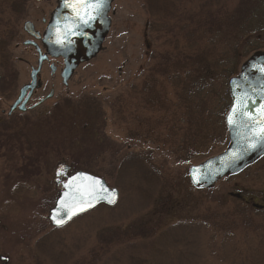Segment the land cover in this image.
Listing matches in <instances>:
<instances>
[{"label": "rangeland", "instance_id": "374dc122", "mask_svg": "<svg viewBox=\"0 0 264 264\" xmlns=\"http://www.w3.org/2000/svg\"><path fill=\"white\" fill-rule=\"evenodd\" d=\"M165 1L116 0L99 55L67 85L47 62L55 98L29 117L2 112L38 58L9 36L55 0H0V264H264V161L212 191L188 178L227 149L228 85L264 52V0ZM64 166L103 177L116 206L53 228Z\"/></svg>", "mask_w": 264, "mask_h": 264}, {"label": "water", "instance_id": "95a60500", "mask_svg": "<svg viewBox=\"0 0 264 264\" xmlns=\"http://www.w3.org/2000/svg\"><path fill=\"white\" fill-rule=\"evenodd\" d=\"M115 1L103 0V6L93 10L86 7V4L95 0H58L59 6L53 13L43 41L47 52L32 73L33 83L24 87L22 94L27 89H34L41 66L48 57L63 61L64 84L68 83L81 65L94 60L111 30L109 14ZM254 86L257 90L250 92L249 89ZM229 87L232 104L226 123L230 143L220 155L191 167V182L199 190L212 189L223 178L240 174L262 155L264 140L257 139L256 133L264 126V52L252 56L242 66L240 75L230 80ZM61 175H66V172L58 173V176ZM93 177L103 182L107 192L99 190V185L91 179ZM113 199L115 202L110 203ZM118 200L119 191L110 188L105 180L79 171L63 184V191L51 211L50 221L55 227H63L101 204L114 206ZM80 208L84 210L78 211ZM54 216L62 220V223L58 224Z\"/></svg>", "mask_w": 264, "mask_h": 264}, {"label": "flooded vegetation", "instance_id": "af4514ba", "mask_svg": "<svg viewBox=\"0 0 264 264\" xmlns=\"http://www.w3.org/2000/svg\"><path fill=\"white\" fill-rule=\"evenodd\" d=\"M58 6H59V2L58 0H55L54 10H35L33 11V13L29 17L24 16L23 20L21 19L19 23V27L16 28L17 31L13 30L12 32H10L11 36H9V40L11 41L12 39H15L16 41H18L19 43H17L16 45L17 47L20 45H23L25 47H33L37 50V53H38L37 66H38L39 59L46 54V48H45L43 41H44L46 30L52 20L53 13L56 11ZM16 24H17V21H16ZM252 56H254V54ZM47 62H51V65H50L52 69L51 76L54 79L53 82L55 83V80L56 81L58 80V83H59L61 79L63 80V76H62L63 73L60 70V68L63 67V63L59 60L48 59L41 66V70L37 76L34 89H27L25 93L22 94L24 87L29 86L33 83V80H32V73H33L32 69L33 68H32L31 73H30V80L29 81L27 80L19 88L18 94H16L12 98L9 111L2 110L3 114H6L7 116H14V115L21 114V115H26L30 117L32 115L31 112L34 113L36 110L40 109L42 106L44 109L45 107L48 106L49 102L55 98V94H56L55 86L51 88L50 87L47 88L46 83H44V80L42 79L43 68ZM255 90H257L256 86H254V88L252 87L249 89L250 92H254ZM229 96L231 97L230 90H229ZM231 104L232 102L230 103V106ZM3 114L0 115V123L3 122L1 120V117ZM44 116L45 114H42L41 118H43ZM263 146H264V141H263ZM261 161H264V147H262L261 157L255 163L258 164ZM255 163L251 164L248 168L254 167L256 165ZM61 169L63 168H60L58 171H60ZM56 173H55V178H56ZM59 183L60 182L56 178V185L59 186L61 184ZM2 258H0L1 262H4V261L7 262L6 260H3Z\"/></svg>", "mask_w": 264, "mask_h": 264}, {"label": "snow or ice", "instance_id": "6c2138e0", "mask_svg": "<svg viewBox=\"0 0 264 264\" xmlns=\"http://www.w3.org/2000/svg\"><path fill=\"white\" fill-rule=\"evenodd\" d=\"M102 6H103V0H95V2H90V3H87V4H86V7H91L93 10H98V9H100ZM91 18H94V17H91ZM231 122H232V118H231V116H230V117H229V123H231ZM256 138H257V139H262V140H264V126H262V127L259 128L258 132L256 133ZM252 146L255 147V144H253ZM91 179L93 180L94 184H98V185H99V190H100V191H102V192H107V189L104 188V185H103V182H102V181L98 180V179L95 178V177H93V178H91ZM66 187H67V185H66ZM114 195H115V194L113 193V196H114ZM99 198L102 199V198H104V197H99ZM109 202H110V203H114L115 200L113 199V200H110ZM89 206H91V202H89ZM83 210H84L83 208L78 209V211H83ZM73 214H75V213H73ZM53 219L56 220V222H57L58 224L62 223V220H58V219H56L55 216L53 217Z\"/></svg>", "mask_w": 264, "mask_h": 264}, {"label": "trees", "instance_id": "16d2710c", "mask_svg": "<svg viewBox=\"0 0 264 264\" xmlns=\"http://www.w3.org/2000/svg\"><path fill=\"white\" fill-rule=\"evenodd\" d=\"M167 2L165 1V0H162V3L160 4V3H157V4H155L154 6H156L157 7V11L158 12H163L164 10H167L168 8H167V4H166ZM151 9L153 10L154 8H153V5L151 4ZM228 77H229V75H228ZM212 77H202L201 78V82L200 83H202L201 84V86H199V87H197V90L195 91V93L201 98V100H202V94L201 93H204V95H205V93H206V91H205V88H207L208 86V83L209 82H211V79ZM190 101V100H189ZM203 108V107H202ZM208 109L206 108V109H202L201 110V112H200V114H199V116H198V118L197 119H199V117H204L207 113H208ZM193 118H191V120H192ZM198 124V123H197ZM83 126V128L85 127L84 125H82ZM224 126L226 127V123H225V118H224ZM227 130V129H226ZM214 133V132H213ZM192 158H194V157H190V156H188L187 158H185L184 160L186 161V162H190V160L192 159Z\"/></svg>", "mask_w": 264, "mask_h": 264}]
</instances>
